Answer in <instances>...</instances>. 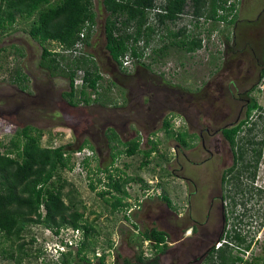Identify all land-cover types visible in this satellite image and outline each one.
<instances>
[{
	"label": "rangeland",
	"instance_id": "obj_1",
	"mask_svg": "<svg viewBox=\"0 0 264 264\" xmlns=\"http://www.w3.org/2000/svg\"><path fill=\"white\" fill-rule=\"evenodd\" d=\"M93 3L96 23L90 45L85 50L90 56H95L96 64L103 73L99 88L100 101L85 104L75 98L73 105L68 102L63 95L68 90V80L61 76H50L38 65L41 45L27 33L29 20L18 18L12 26L0 33V149L4 150L1 143L7 145L16 130L28 125L42 132V145H50V136L55 133L51 137L57 145L70 144L69 147H76L84 144L91 148L94 151L92 169L113 163L119 171L134 178L126 185L128 205L111 212L110 207L97 194L102 185H98L95 190L89 187L86 170L75 168L72 172L61 171L68 182L64 192L78 204L96 229L95 254L89 251L86 255L89 260L79 261L75 257L77 246H73L71 250L74 259L79 264H97V255L105 253V264H114L119 257L134 254L136 244L142 251L151 253L150 245L143 240L141 232L157 226L154 217L158 202L154 197L148 199L154 192H151V188L156 173L155 162L165 163L174 143L163 128L164 117L170 115L172 110L176 111L174 108L178 102L187 103L191 100L198 104L212 99L208 96H211V87L217 85L221 78L219 69L239 62L244 45V50H247L244 56L246 61L250 62L252 58L251 50L260 58L263 57L264 0H242L235 25L226 29L232 31L233 35L227 36L223 45L216 46L220 49L222 47L218 54L207 51L187 53L172 47L168 54L157 57L156 61L147 56L143 61L145 65L134 62L124 70L116 65L104 47L103 23L106 13L101 0H93ZM12 45L21 53L12 52ZM53 48L58 46L54 45ZM14 67H20L27 76L22 84L24 88L12 79ZM206 81L209 84L206 88L207 96H204L202 89ZM259 84L262 82L259 81L253 95L264 107V85L259 87ZM173 122H178V118ZM249 126L254 127L251 136L254 139L261 138L264 133V111L252 112L249 123L244 127ZM108 129H114L122 141L139 136L142 149L150 147L148 140H152L156 150L149 156V163L142 165L144 156L141 152L126 155L124 145L107 137ZM112 153H116L113 160ZM92 178L96 181L95 175ZM255 181L257 186L264 187V144L256 167ZM149 185L148 190L144 191ZM237 203L236 214L226 224L229 230L241 233L249 247L245 248L244 244L241 249H237L224 245L231 247V252L241 257L242 261L263 264L264 193L255 190L249 200L239 196ZM131 207L133 209L129 210ZM163 213L164 218H168L166 210ZM30 237L34 238V242L25 246L29 254L23 257L21 264H63L60 261L61 255L56 258L57 255L53 254V244L59 239L49 233L45 226L31 224L24 233L25 241H29ZM224 239L230 241L227 236ZM2 248L11 251L15 250V245L0 235V250ZM39 248H42V253L37 255ZM175 261L172 259V262ZM0 264L16 263L13 258H4L0 254ZM209 264H219V260Z\"/></svg>",
	"mask_w": 264,
	"mask_h": 264
},
{
	"label": "trees",
	"instance_id": "obj_2",
	"mask_svg": "<svg viewBox=\"0 0 264 264\" xmlns=\"http://www.w3.org/2000/svg\"><path fill=\"white\" fill-rule=\"evenodd\" d=\"M192 1L197 12L202 10V7L208 16L215 12V0ZM152 4L153 0H101L106 13L103 23L104 47L121 70H124L121 58L130 46L131 54L136 58V62L145 65L140 59L142 50L136 46V43L144 30H146L145 45L151 40L154 29L151 26L145 29L143 27L146 22V8L151 7ZM184 4L185 0H167L165 5L167 13L159 14L160 20L175 17ZM207 5L208 7H205ZM18 18L29 20L27 33L41 45L39 67L46 70L50 76H61L68 80V90L63 93L68 102L74 104L75 98L85 104L100 101L101 93L97 89L102 85L103 75L95 59L89 54L65 53L54 51L53 48L57 45L63 51L74 50L75 44L81 39L82 31H84L82 42L85 46L90 45V38L96 23L93 0H0V33L12 26ZM236 18L237 16L231 25H235ZM131 27L132 30H127ZM179 34L168 32L166 38L164 35L161 36L159 41L162 44L153 49L149 57L156 61L157 57L168 54L172 47L187 53L196 52L200 47L199 40L178 37ZM11 47L12 52H19L14 45ZM79 69L83 71L82 85L80 89H75L74 78ZM12 74L13 81L24 88L25 85L22 84L27 76L22 69L14 67ZM92 92L97 94L95 98H91ZM253 111L260 113L264 111V107L255 98L249 107V112ZM169 125V120L165 118L163 127L167 133ZM253 126L249 127L250 131L254 129ZM224 132L229 141L233 143L230 129H225ZM51 136L50 145L44 146L41 144L42 132L25 125L15 131V135L9 139L7 145L1 143L4 150L0 149V235L11 240L12 245H15V250L9 251L2 248L0 254L4 258H13L16 264H21L23 257L29 254L25 246L34 242L33 237H30L27 242L24 239V233L31 224H41L55 234L62 227L80 229L82 239L76 247L75 257L79 261H88L87 253L91 251L95 254V225L88 221L84 211L80 210L78 204L68 196V193L64 192V187L68 182L61 175L62 170L71 171L73 167L71 152L76 148H82L84 144L76 147H69L70 144L54 146ZM107 137L124 145V153L128 156L143 153L142 165L149 163V156L156 149L152 140H148L151 143L150 147L142 149L139 136L122 141L113 129H108ZM263 142L264 138L255 141L252 136L243 141L246 144H259L260 147L255 148L256 164ZM115 154L112 153V160ZM84 169L92 190L102 185L97 194L103 198L111 212L128 205L126 199L129 193L126 185L134 179L133 177L119 171L113 163L92 169L89 159H85ZM93 175L96 176V181L93 180ZM141 237L143 240L157 244L165 240V233L155 227H150L141 232ZM230 239L235 240V246L244 242L239 233L231 236ZM111 245L112 243L109 242V246ZM248 247L249 244H246L245 248ZM40 253H42V248L37 249V255ZM60 255V261L63 264H79V261L74 259L71 248L61 251ZM216 255L219 264H238L242 261L241 257L225 247L216 250ZM97 264H105V253L97 255ZM114 264H120L119 259ZM125 264L137 263L127 260ZM241 264L252 263L242 261Z\"/></svg>",
	"mask_w": 264,
	"mask_h": 264
},
{
	"label": "flooded vegetation",
	"instance_id": "obj_3",
	"mask_svg": "<svg viewBox=\"0 0 264 264\" xmlns=\"http://www.w3.org/2000/svg\"><path fill=\"white\" fill-rule=\"evenodd\" d=\"M243 50L239 62L219 69L221 78L208 96L212 99L198 104L178 102L176 111L164 117L169 120L168 133L174 143L167 161L155 162L152 197L158 202L154 217L157 226L153 227L165 233V240L158 245L148 242L149 254L136 244L134 254L120 257V264L127 260L137 264H209L217 259L216 250L231 248L224 244L216 248V243L239 233L226 224L236 214L238 197L249 200L255 190L264 193V187H258L255 181V148L260 146L243 143L253 131L244 126L251 117L253 92L259 81L263 83L264 54L260 58L251 50L249 62L244 58L247 50ZM208 84L206 81L202 89L204 96ZM176 117L178 122H173ZM225 129H230L233 143ZM263 138L264 133L253 139ZM164 210L168 218H164ZM225 244L241 249L248 243L244 239L235 246V240L230 239Z\"/></svg>",
	"mask_w": 264,
	"mask_h": 264
},
{
	"label": "built area",
	"instance_id": "obj_4",
	"mask_svg": "<svg viewBox=\"0 0 264 264\" xmlns=\"http://www.w3.org/2000/svg\"><path fill=\"white\" fill-rule=\"evenodd\" d=\"M166 3L167 0H153L152 6L146 8L147 15L143 29L151 26L154 30L149 44L145 45L146 30L141 33V36L136 43V46L142 50V57L140 58L141 61H144L147 56L149 57L152 54L153 49L160 47L162 44L159 41L160 37L164 35L166 38L168 32L180 33L178 37H185L186 39H198L200 42V47L196 50V52L207 51L218 54L219 50L222 51V47L220 49V47L216 46L218 44L223 45V40L226 39L227 36L233 35L232 31L228 32L226 29L231 25L233 19L238 15L242 0H215V12L211 16L207 15V12L204 11L203 7L202 10L197 12L194 2L192 0H185L183 8L176 13L175 17L166 18L164 21H161L159 14L167 13L165 8ZM205 7H208V5ZM127 30H132V27L127 28ZM80 37L81 39L75 44L74 50L63 51L58 46V48H55L54 51H62L65 53L73 52L74 54H88V52L85 50L86 46L82 42L84 31L80 33ZM121 60L123 69H126L127 67L129 68V66L136 62V58H134L131 54V46L122 56ZM82 75L83 71L79 69L77 71V76L74 78L75 89L81 88ZM262 85H264V77ZM99 88L100 86L98 87L97 91H100ZM96 96L97 94L95 92L91 93V98H95ZM53 145L57 146L54 141ZM93 156L94 151L89 147L83 146L82 148L74 149L71 152V160L73 162L71 172L74 171L75 168H81L83 170L85 159L92 161ZM151 192H153L152 188ZM153 193L151 194L153 195ZM46 230L49 233L54 234V236L59 239L53 244V254L57 255L56 258L59 257L62 250L65 251L69 248H72L73 246H77L80 239H82V231L80 229L62 227L59 229L57 234L53 233L50 229ZM146 242L148 243V241ZM224 243L225 240L220 239L216 243L215 247H222ZM44 249L46 250V247ZM244 252L247 253L246 250H244ZM241 256L244 258L243 254H241Z\"/></svg>",
	"mask_w": 264,
	"mask_h": 264
},
{
	"label": "crops",
	"instance_id": "obj_5",
	"mask_svg": "<svg viewBox=\"0 0 264 264\" xmlns=\"http://www.w3.org/2000/svg\"><path fill=\"white\" fill-rule=\"evenodd\" d=\"M147 187H150V185L149 186H146L145 188H144V191H146V190H148V188ZM145 197V196H144ZM148 197V196H147ZM153 197H148V199H152ZM134 206H136V205H134ZM133 208L131 207L129 210H132Z\"/></svg>",
	"mask_w": 264,
	"mask_h": 264
},
{
	"label": "clouds",
	"instance_id": "obj_6",
	"mask_svg": "<svg viewBox=\"0 0 264 264\" xmlns=\"http://www.w3.org/2000/svg\"><path fill=\"white\" fill-rule=\"evenodd\" d=\"M63 251V250H62Z\"/></svg>",
	"mask_w": 264,
	"mask_h": 264
}]
</instances>
